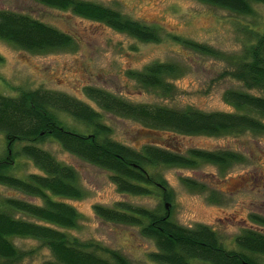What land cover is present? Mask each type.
<instances>
[{
	"label": "trees",
	"instance_id": "trees-1",
	"mask_svg": "<svg viewBox=\"0 0 264 264\" xmlns=\"http://www.w3.org/2000/svg\"><path fill=\"white\" fill-rule=\"evenodd\" d=\"M35 1L102 23L141 42L162 39V25L134 19L100 2ZM199 1L249 16L255 14L256 4H264V0ZM251 32L254 40L246 44L242 54L226 57L230 68L222 75L243 86L224 92V99L237 111L179 109L132 102L106 89L85 88L86 95L104 111L131 118L155 132L171 133L175 140L166 139V144L145 143L136 147L114 139L113 129L98 109L64 92L21 89L14 96L0 93V132L5 134L7 143V151L0 158V185L41 200L38 204L16 196L0 197V264H23L35 254V248L18 247L13 241L15 237L31 238L46 246L53 259L45 264H141L132 262L118 250L83 242L70 232L78 228L82 214L67 199H82L85 192L78 170L41 146L49 139L80 159L110 171L120 192L162 196L165 202L160 204L161 211L125 202L115 208L95 206L96 214L102 219L140 226L142 234L156 243L157 250L149 254L154 264H261L257 257L264 256V230L261 229L264 217L253 216V222L259 227L245 228L237 237L240 250L228 249L211 226L199 224L190 228L172 219L168 202L172 200V192L165 180L153 172L162 165L196 168L200 163L225 169L244 160L239 152L231 149L188 147L180 140L182 136H220L248 131L264 134V97L252 93V90H264V24ZM169 35L196 53L218 55L208 44ZM0 39L22 50L43 53L74 48L78 38L30 14L0 9ZM3 62L4 56L0 53V64ZM183 72L176 62H153L128 74L145 88L171 95L175 91L172 79ZM61 113L73 117L86 131L67 125L60 118ZM21 157L33 161L40 172L24 177L14 174L12 170L18 167ZM185 182L190 187L199 186L188 179Z\"/></svg>",
	"mask_w": 264,
	"mask_h": 264
},
{
	"label": "rangeland",
	"instance_id": "rangeland-1",
	"mask_svg": "<svg viewBox=\"0 0 264 264\" xmlns=\"http://www.w3.org/2000/svg\"><path fill=\"white\" fill-rule=\"evenodd\" d=\"M92 1L119 9L134 19L162 25L161 41L141 42L102 23L44 6L35 0H0V9L30 14L78 38L74 48L43 53L22 50L0 39V53L4 56V62L0 64V93L14 96L21 89L67 93L98 109L105 123L113 129L114 139L136 147L145 143L166 144V139H175L171 133L155 132L131 118L104 111L86 95L85 88L106 89L132 102L179 109L237 111L224 99V92L243 86L237 80L222 76L230 68L226 57L242 54L246 44L254 40L251 30L264 24V4H256L255 14L249 16L199 0ZM169 34L208 44L218 51V55L196 53ZM153 62H176L183 68L184 72L172 79L175 84L173 94L145 88L129 76L130 70H142ZM252 93L264 97V90H252ZM60 118L79 131H86L68 114L61 113ZM180 140L188 147L231 149L244 157L242 162L225 169L211 163H200L196 168L162 165L153 169L172 192V200L168 202L176 223L190 228L209 225L228 249L240 250L237 237L245 228L259 227L253 222V216L264 217V134L248 131L220 136H182ZM41 146L79 172L85 196L67 201L78 208L82 218L78 228L70 232L83 242L118 250L134 263L154 264L149 254L157 250L156 243L142 234L140 226L102 219L96 214L95 206L115 208L125 202L161 211L160 204L165 202L162 196L122 193L111 179L110 171L67 152L52 139ZM6 151L5 134L0 132V158ZM12 172L24 177L40 170L33 161L21 157ZM185 179L199 186L190 187ZM5 196L41 203L39 198L0 185V197ZM13 241L22 249H36L23 264H45L53 259L51 251L40 241L20 237ZM257 258L264 264V256Z\"/></svg>",
	"mask_w": 264,
	"mask_h": 264
},
{
	"label": "water",
	"instance_id": "water-1",
	"mask_svg": "<svg viewBox=\"0 0 264 264\" xmlns=\"http://www.w3.org/2000/svg\"><path fill=\"white\" fill-rule=\"evenodd\" d=\"M167 207H168V204H167Z\"/></svg>",
	"mask_w": 264,
	"mask_h": 264
}]
</instances>
